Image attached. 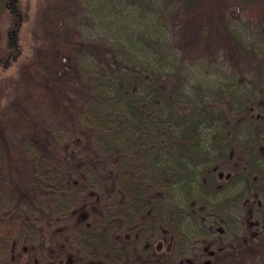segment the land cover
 <instances>
[{"label": "trees", "instance_id": "obj_1", "mask_svg": "<svg viewBox=\"0 0 264 264\" xmlns=\"http://www.w3.org/2000/svg\"><path fill=\"white\" fill-rule=\"evenodd\" d=\"M206 1L81 0L83 23L88 27L84 37L70 39L61 34L44 39L22 79L37 97L43 99L48 94L57 97L60 108L67 113L77 110L103 144L109 145L124 191L116 201L120 213L128 219L141 217L149 205H154L153 224L167 222V218L177 220L185 239L188 231L199 230L206 221L210 229L200 228L206 235L216 230V222L234 230L232 207L239 203L241 207L254 196L264 202L262 20L255 22L258 33L249 34L224 16L222 4L211 6L207 26L210 24L225 37L234 68L231 75L220 76L217 67L183 57L177 44V35L181 38L185 29L196 42L201 40L204 23L196 16ZM241 3L264 9V0ZM216 7L222 14L215 11ZM6 12L10 23L5 34L0 29V67L9 66L22 52L25 13L20 0H0V24ZM183 19H187L184 24ZM172 22L180 28L178 32L173 30ZM73 60L86 67L92 82L90 97L85 100L78 94L76 81L67 78ZM208 75L215 81L207 80ZM15 103L13 116L0 119V162L14 181V165L20 160L31 162L30 142L40 135L36 126H31L33 121L27 112ZM11 124L18 130L26 128L28 134L12 140L8 132ZM234 153L242 156L247 169L234 180L233 191L223 197L216 169ZM35 164L43 177L62 171L56 161ZM151 187L160 192L150 196ZM63 191L58 193L56 203H68H62L61 208L71 209V198L77 190L74 186ZM20 204L16 202V207ZM189 225L194 227L190 229ZM10 229L27 232L29 240H34L39 231L31 220ZM58 231L62 236L80 233L96 241L99 235L104 238L97 231H110V227L76 222ZM0 234L2 259L9 257L13 232L0 230Z\"/></svg>", "mask_w": 264, "mask_h": 264}, {"label": "rangeland", "instance_id": "obj_2", "mask_svg": "<svg viewBox=\"0 0 264 264\" xmlns=\"http://www.w3.org/2000/svg\"><path fill=\"white\" fill-rule=\"evenodd\" d=\"M20 2L25 13L21 29L22 52L9 66L0 67V119L12 117L17 109L13 103L18 102L19 109L27 112L33 121L31 126L35 125L40 135L37 140L29 141L33 155L31 162L20 160L14 165L15 181L0 162V230L13 232L9 257L4 256L0 261L31 264L45 257L49 264H202L206 261L211 264H264V202H256L255 196L249 203H242L244 210L237 218L234 230L216 222L213 224L216 230L206 235L200 229H210L209 221H206L199 225V230L188 231L187 239L181 236L179 230L182 228L177 220L167 218V222L153 224L154 205H149L141 217L134 215L128 219L120 213L116 201L122 198L124 191L109 145L103 144L100 135L92 130L84 117L77 115V110L73 114L67 113L60 108L57 97L48 94L43 99L37 97L32 86L22 80L24 71L33 63L35 49L44 39L61 34L70 39L84 37L88 27L83 23V4L81 0ZM206 3L196 16L204 23L201 40L196 42L188 29L181 38L176 33L179 52L190 60H200L205 66L217 67L220 76L231 75L234 68L226 39L213 26H207L211 6L222 4L224 16L247 33L254 32L253 35L258 33L256 21L262 20L260 23L264 28V9L257 5L244 6L241 0H207ZM231 7L237 11L232 12ZM215 11L221 12V8L216 7ZM9 23L6 12L0 24L4 34ZM171 25L178 32L180 28L173 22ZM67 78L76 81L83 100L90 97L92 82L85 66L73 60ZM206 78L214 80L211 75ZM73 105L71 107L75 108ZM8 132L12 140L15 136L28 134L26 128L18 130L13 124ZM38 161L42 164L56 161L62 171L48 177L40 176L35 167ZM245 166L242 156L234 153L217 165L216 175L241 172ZM223 182L221 177L218 183ZM74 186L77 195L71 198V209L64 210L61 208L63 202L56 203L58 193ZM149 190L150 196L160 192L153 187ZM16 202L21 203L19 207ZM169 211L173 212V209ZM30 220L39 228L34 240H29L27 232L10 229ZM76 222L108 225L110 231H97L103 234L104 241L102 235L94 241L84 234L70 237L62 236L58 231ZM190 223L193 224V220ZM193 227L189 225L190 229ZM14 240L18 241L13 243Z\"/></svg>", "mask_w": 264, "mask_h": 264}, {"label": "flooded vegetation", "instance_id": "obj_3", "mask_svg": "<svg viewBox=\"0 0 264 264\" xmlns=\"http://www.w3.org/2000/svg\"><path fill=\"white\" fill-rule=\"evenodd\" d=\"M246 169H247V165L245 166L244 170H242L241 172H233V173L227 174L226 176H223L221 173H220V175H218L219 179H217V182H218V180H220L221 177L224 178V182L222 184L218 183V189L221 193V196L224 197V194H226L228 191H233L234 186H232V184L234 183V180L237 177L243 175L245 173ZM230 186L232 188L228 190V188ZM254 193L256 194V192H254ZM256 202L263 203L261 200H258ZM238 207L235 206V207L231 208V216L236 221V224H237V218H240L242 215L240 203L238 204ZM128 236H129V234H128ZM42 251H43V249H42ZM44 258L45 257H43L42 260H36V261L32 262L31 264H49ZM210 262L211 261H206L202 264H211Z\"/></svg>", "mask_w": 264, "mask_h": 264}]
</instances>
